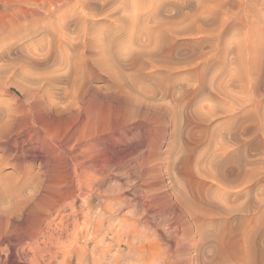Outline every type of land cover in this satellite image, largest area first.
I'll return each mask as SVG.
<instances>
[{
	"label": "rangeland",
	"instance_id": "1",
	"mask_svg": "<svg viewBox=\"0 0 264 264\" xmlns=\"http://www.w3.org/2000/svg\"><path fill=\"white\" fill-rule=\"evenodd\" d=\"M190 1L177 20L195 12L204 35L175 38L168 5L162 27L147 19L92 36L69 75L35 71L65 83L32 86L0 69V194L15 197L0 196V264H237L234 248L241 264H264V0H205L223 10L204 8L224 16L214 24ZM106 129L115 146L103 155ZM103 158L112 165L99 179Z\"/></svg>",
	"mask_w": 264,
	"mask_h": 264
},
{
	"label": "bare ground",
	"instance_id": "2",
	"mask_svg": "<svg viewBox=\"0 0 264 264\" xmlns=\"http://www.w3.org/2000/svg\"><path fill=\"white\" fill-rule=\"evenodd\" d=\"M144 0H0V69L3 67H9L11 73H15V71L19 70L22 74L27 75L28 81L32 86H51L55 82H64L63 78L55 77L56 79L52 78L48 75H37L35 71L41 70L45 73L47 70L54 68L57 65H60L61 72H64L63 75H69L79 66V59L82 55L85 46L88 41L91 40L92 36L96 35L98 38L107 36L114 25L122 24L126 22L138 23L139 21L144 20L147 23V19H152L157 24L156 26H163L160 24H165L161 20L162 17V9L164 10V6L170 7L171 12L175 15L178 14L177 8L179 7V2H184V0H147L148 3L145 6L141 5V2ZM190 1V0H189ZM204 1V2H203ZM201 1L199 4V8L206 12L209 10V6L216 10L217 7H213L214 5L211 2L209 6L205 2V0ZM253 1V0H252ZM145 2V1H144ZM191 2V1H190ZM189 2V3H190ZM198 2V1H196ZM214 2V1H213ZM187 3V2H186ZM216 3V2H214ZM231 3V2H230ZM252 3V2H251ZM167 4V5H166ZM182 4V3H180ZM198 4V3H197ZM204 5V6H203ZM206 5L208 6L207 8ZM216 5V4H215ZM181 6V5H180ZM203 6V7H202ZM224 6V5H222ZM219 7V6H218ZM226 7V6H225ZM230 7V6H229ZM180 8V7H179ZM178 8V9H179ZM198 8V10H200ZM206 10H205V9ZM212 8L210 10H212ZM220 8V7H219ZM197 10V11H198ZM200 10V11H201ZM221 10V9H219ZM218 10V12H219ZM223 10H221L222 13ZM209 13V18L215 14L211 11L212 15ZM200 13V12H198ZM180 14V13H179ZM195 12L191 13V16L183 17V20L173 18L170 21H167V24L171 25V34L175 38H179L180 36L184 38L192 37L202 33L207 29L199 26L198 19L195 15ZM202 15V13H200ZM199 14V15H200ZM217 18L219 17L216 15ZM220 14V13H219ZM190 15V14H188ZM222 15V14H220ZM214 16V17H215ZM182 17V16H181ZM224 17V16H223ZM220 16V18H223ZM146 18V19H144ZM204 18V17H202ZM218 21H222L224 19H220ZM208 19V18H207ZM206 19V20H207ZM213 20V16L211 17ZM211 19L205 20L206 22H211ZM199 20V21H198ZM202 21V22H205ZM101 22V23H100ZM162 22V23H161ZM201 22V23H202ZM205 22V23H206ZM217 25L218 22L216 20ZM221 23V22H220ZM224 23V21H223ZM99 24H103L99 26ZM129 24V23H128ZM198 24V26H197ZM209 24V23H208ZM206 24V26L211 27V24ZM214 24V20L213 23ZM216 25V24H215ZM216 25V26H217ZM223 25V24H222ZM140 26V25H139ZM205 26V27H206ZM215 26V27H216ZM131 27V26H130ZM133 27V26H132ZM197 27V28H196ZM209 29H212L210 28ZM214 27L213 33H216ZM219 28V26H217ZM220 27L221 24H220ZM167 29V28H166ZM170 29V28H169ZM197 29V30H195ZM220 29V28H219ZM143 30V29H142ZM145 30V29H144ZM148 30V29H147ZM161 30V29H160ZM159 30V31H160ZM223 30V29H222ZM140 31V30H139ZM208 31V30H207ZM209 31V32H210ZM131 32V31H130ZM145 32V31H144ZM163 32V29H162ZM201 32V33H198ZM226 32V31H225ZM169 33V30L168 32ZM205 33V32H204ZM230 33V32H229ZM203 34V33H202ZM206 37H207V33ZM221 34V33H220ZM167 35V34H166ZM197 35V36H198ZM204 35V34H203ZM203 35H200L203 37ZM213 35V34H211ZM210 35V36H211ZM217 35V34H216ZM141 36V35H140ZM148 36V35H147ZM209 36V37H210ZM142 37V36H141ZM165 37V36H164ZM163 37V38H164ZM167 37V36H166ZM171 36L169 35L168 38ZM171 37V38H174ZM180 37V38H181ZM205 37V36H204ZM159 38V37H158ZM184 38V39H185ZM191 38V39H192ZM212 38V37H210ZM235 38V37H234ZM150 39V38H149ZM152 39V38H151ZM188 39V38H187ZM206 40V38H203ZM128 40V39H127ZM160 40V39H159ZM165 40V39H164ZM172 41L176 39H171ZM179 40V39H178ZM167 41V38H166ZM236 41V40H235ZM165 43V42H158ZM168 43V42H166ZM170 43V42H169ZM140 45V44H139ZM156 45V44H155ZM139 47V46H138ZM133 48V47H132ZM156 48V47H155ZM227 48V47H226ZM234 48V47H233ZM160 49V48H159ZM230 49V48H229ZM158 51L157 48L154 49ZM161 50V49H160ZM126 52V51H125ZM138 52V51H137ZM141 52V51H140ZM167 53V52H166ZM149 54H152L149 52ZM158 54V53H157ZM233 54V53H232ZM164 55V53H163ZM161 56V58L163 57ZM167 55V54H166ZM181 55V54H180ZM204 55V54H203ZM255 55V53H254ZM154 55L152 54L151 59L154 60ZM158 55L155 56L159 59ZM165 56V55H164ZM174 56V55H173ZM209 56V55H208ZM230 56V55H229ZM171 57V56H170ZM169 57V59H170ZM199 57V56H198ZM134 58V57H132ZM160 58V59H161ZM168 59V57H166ZM174 59V57H171ZM189 58V57H188ZM173 59L171 61H173ZM190 59V58H189ZM192 59V58H191ZM201 59V58H200ZM125 60V59H124ZM151 60V61H152ZM166 60V59H165ZM175 60V59H174ZM177 60H181L177 58ZM193 60H195L193 58ZM197 60V59H196ZM162 61V60H161ZM160 61V62H161ZM169 61V60H167ZM229 61V60H228ZM154 62V61H153ZM152 62V63H153ZM155 62H159V60ZM155 62L153 65H156ZM159 62V64H161ZM170 62V61H169ZM174 62V61H173ZM5 63H12L9 65H5ZM177 63V62H176ZM225 63V62H224ZM194 64V63H193ZM158 65V64H157ZM166 65L163 63L161 66ZM159 66V65H158ZM167 66V65H166ZM173 66V64H172ZM176 66V65H175ZM232 66V65H231ZM238 66V65H237ZM160 67V66H159ZM171 67V62L167 68ZM193 67V66H192ZM166 68V67H165ZM174 68V67H173ZM170 68V69H173ZM186 68V67H185ZM188 68V67H187ZM236 68V67H235ZM159 69V68H158ZM161 69V68H160ZM163 69V67H162ZM230 69V68H229ZM77 70V69H76ZM75 70V71H76ZM166 70V69H165ZM2 71V70H1ZM57 71V70H56ZM228 71V70H227ZM149 72V71H148ZM50 73V72H49ZM53 73V72H52ZM51 73V74H52ZM220 73V72H219ZM57 74V73H56ZM128 74V73H127ZM151 75V74H150ZM231 75V74H230ZM11 76V75H10ZM62 76V75H61ZM167 76V75H166ZM231 77V76H230ZM69 78V77H68ZM153 78V77H152ZM9 79V78H8ZM23 79V78H22ZM143 79V78H142ZM68 80V79H67ZM21 82V81H20ZM65 83V82H64ZM152 83V82H151ZM196 85V84H195ZM31 87V86H30ZM71 87V86H70ZM194 87V86H193ZM259 87V86H258ZM166 88H168L166 86ZM189 88V87H188ZM187 88V89H188ZM81 89V88H80ZM141 89V88H139ZM163 89V88H161ZM165 89V88H164ZM163 89V90H164ZM170 89V88H169ZM168 90V89H166ZM165 90V91H166ZM189 90V89H188ZM187 90V91H188ZM220 90V89H219ZM159 91V90H158ZM161 91V90H160ZM177 91V90H176ZM183 90L177 91L181 93ZM222 91V89L220 90ZM64 92V91H63ZM67 92V91H66ZM70 92V91H69ZM169 92V90H168ZM174 92V91H173ZM184 92V91H183ZM182 92V94H183ZM62 93V92H61ZM72 93V92H70ZM142 93V92H141ZM161 93L164 94V91ZM166 95H169L167 91L165 92ZM177 93V94H179ZM222 95L225 98H229L227 92L222 91ZM66 94V93H65ZM64 94V96H65ZM150 94V93H149ZM148 94V95H149ZM174 94V93H173ZM176 94V92H175ZM174 94V95H175ZM77 95V94H76ZM142 95V94H141ZM185 95V94H184ZM234 95V94H233ZM232 95V96H233ZM144 96V95H143ZM231 96V97H232ZM68 97V96H67ZM234 97V96H233ZM57 99V98H56ZM59 99V98H58ZM74 99V97H73ZM163 99V97H162ZM182 99V98H181ZM230 99V98H229ZM154 100V99H153ZM207 100V99H206ZM58 101V100H57ZM145 101V100H144ZM196 101V100H195ZM204 101V100H203ZM235 101V100H234ZM72 102V101H71ZM76 102V101H75ZM70 102H68L69 104ZM61 104V103H60ZM170 104V103H169ZM165 105V104H164ZM180 103L178 102H171L169 105L173 118H177V108L179 107ZM212 105V104H211ZM256 105V104H255ZM254 105V106H255ZM61 106V105H60ZM66 106V105H65ZM72 107V106H71ZM166 108V107H165ZM164 110V108H162ZM216 111V110H215ZM161 112V111H160ZM211 112V110H210ZM159 113V112H157ZM88 116V115H87ZM94 116V115H93ZM158 116V115H157ZM92 118V117H91ZM202 119V118H201ZM201 121V120H200ZM211 121V120H210ZM80 122V121H79ZM183 123V122H182ZM159 124V123H158ZM3 128V127H2ZM115 129V128H114ZM86 132V131H85ZM114 131L111 129H106L102 132V137L100 136L98 139V148H100L103 155L107 153H111L114 149V142L111 134ZM71 136V135H70ZM127 139V137L125 138ZM81 140V139H80ZM124 140V138H123ZM236 140V139H235ZM86 141V140H85ZM124 142H126L124 140ZM221 143V142H220ZM75 145V144H74ZM53 147V146H52ZM70 149V148H69ZM178 150V149H177ZM53 154H60V150L58 148L53 150ZM134 151V149H133ZM132 151V152H133ZM173 152V151H172ZM177 152V151H176ZM54 154V155H55ZM44 156V155H43ZM199 159V158H198ZM80 160V159H79ZM102 163H100L97 169V176L100 179L104 175L105 168L109 169L112 165V159L103 158L101 159ZM64 162V161H63ZM206 162V161H205ZM75 164V163H74ZM73 164V165H74ZM80 164V163H79ZM208 165V163H207ZM82 168V167H81ZM78 169V168H77ZM80 170V169H79ZM77 172V171H76ZM76 174V173H75ZM199 174V173H198ZM174 175V174H173ZM203 175V174H202ZM206 175V174H205ZM81 176V175H80ZM79 177V176H78ZM77 178V177H76ZM75 179V178H74ZM79 179V178H78ZM74 181V180H73ZM211 181V180H210ZM214 182V181H213ZM224 182V181H222ZM82 183V182H81ZM96 183V182H95ZM175 183V182H174ZM223 184V183H222ZM226 184V183H224ZM74 186L79 187V181H74ZM72 185V186H73ZM71 186V187H72ZM88 186V184H87ZM26 187V186H25ZM223 187V185H222ZM74 188V187H73ZM80 188V187H79ZM77 189V188H76ZM82 189V187H81ZM187 190V189H186ZM213 190V189H211ZM9 190L5 187L2 189V194H0L3 201L11 202L15 197L8 192ZM85 191V190H84ZM193 191V190H192ZM142 192V191H141ZM217 192V191H216ZM30 193V192H29ZM66 194V192H65ZM93 194V193H92ZM95 194V193H94ZM186 195V194H185ZM180 196V195H179ZM62 197V196H61ZM65 197V196H64ZM97 197V196H96ZM76 198V197H75ZM60 199V198H59ZM108 199V198H107ZM208 199V198H207ZM63 200V199H62ZM74 200V199H72ZM183 202L187 205V208L192 212H198L202 210H206V203L203 201H199L197 199H191L187 197H183ZM67 201V200H66ZM71 201V199H70ZM79 201V200H78ZM1 202V201H0ZM64 202V201H63ZM77 202V201H76ZM75 203V202H74ZM110 203V202H109ZM3 204V203H2ZM151 206V205H150ZM121 210V208H120ZM119 211V210H118ZM117 211V212H118ZM70 212V211H69ZM74 212V211H73ZM108 212V211H107ZM106 212V213H107ZM78 213V212H77ZM215 214V213H214ZM77 215V214H76ZM103 215V214H102ZM121 215V214H120ZM211 215V214H210ZM101 216V215H100ZM105 216V215H104ZM91 217V216H90ZM207 217V216H206ZM63 218H65L63 216ZM92 218V217H91ZM94 218V217H93ZM62 219V218H61ZM67 219V218H66ZM74 219V218H73ZM82 219V218H81ZM47 221V220H46ZM55 221V220H54ZM69 221V220H68ZM131 221V220H130ZM129 222V221H128ZM63 223V222H61ZM65 223V222H64ZM78 223V222H77ZM129 224V223H128ZM207 224V223H206ZM59 225V224H58ZM62 225V224H61ZM75 225V224H74ZM93 226V225H92ZM56 227V226H55ZM69 227V225H68ZM116 227V226H115ZM124 228V227H123ZM61 229V228H60ZM59 229V230H60ZM65 229V228H64ZM122 229V228H121ZM50 231V230H49ZM64 231V230H63ZM69 232V231H68ZM88 232V231H87ZM90 232V231H89ZM92 232V231H91ZM90 232V234H91ZM141 232V231H140ZM47 233V232H46ZM50 233V232H49ZM99 233V232H98ZM96 233V234H98ZM138 233V232H137ZM142 233V232H141ZM95 234V236H96ZM105 234V233H104ZM135 234V233H134ZM85 235V234H84ZM83 235V236H84ZM93 235V234H92ZM91 235V236H92ZM126 235V234H125ZM80 236V237H83ZM127 236V235H126ZM130 236V235H129ZM89 235L87 236L88 239ZM93 237V236H92ZM99 237V235H98ZM105 237V236H104ZM123 237V236H122ZM53 238V237H52ZM59 238V237H58ZM128 238V237H127ZM55 239V238H54ZM78 239V238H77ZM148 239V238H147ZM107 240V239H106ZM127 240V239H126ZM55 242V241H54ZM78 242V241H77ZM117 242V241H116ZM142 242V241H141ZM66 243V242H64ZM130 243V242H129ZM144 243V242H143ZM80 244V243H79ZM106 244V243H105ZM136 244V243H135ZM65 245V244H64ZM101 245V244H100ZM137 245V244H136ZM39 247V246H38ZM60 247V246H59ZM99 247V246H98ZM152 247V246H151ZM239 247V246H238ZM137 249H135L136 251ZM147 250V249H146ZM145 250V251H146ZM84 251V250H83ZM82 251V252H83ZM140 251V250H139ZM132 252V251H131ZM147 252V251H146ZM240 250H235L232 255L233 260L237 264H241V254ZM76 254V253H75ZM99 254V253H98ZM141 254V253H140ZM164 254V253H163ZM96 255V254H95ZM101 255V254H100ZM143 256V255H142ZM97 259V258H96ZM143 259V258H142ZM162 259V258H161ZM94 260V259H93ZM99 260V259H98ZM144 261V260H143ZM105 262V261H104ZM160 262V261H159ZM166 262V261H165ZM111 263V262H110ZM152 264V263H151ZM172 264V263H171Z\"/></svg>",
	"mask_w": 264,
	"mask_h": 264
}]
</instances>
